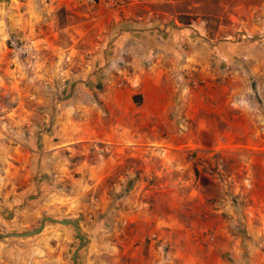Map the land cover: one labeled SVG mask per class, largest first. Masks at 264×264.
Segmentation results:
<instances>
[{
  "label": "rangeland",
  "instance_id": "374dc122",
  "mask_svg": "<svg viewBox=\"0 0 264 264\" xmlns=\"http://www.w3.org/2000/svg\"><path fill=\"white\" fill-rule=\"evenodd\" d=\"M47 2L33 38L0 45L1 231L77 191L96 208L67 218L87 238L77 264H264V30L243 28L264 24V0ZM163 32L172 62L154 66ZM38 38L52 49H32ZM165 69L162 97L120 92ZM46 216L66 218L41 212L35 226ZM33 238L0 240V264H40Z\"/></svg>",
  "mask_w": 264,
  "mask_h": 264
},
{
  "label": "crops",
  "instance_id": "0c3cea01",
  "mask_svg": "<svg viewBox=\"0 0 264 264\" xmlns=\"http://www.w3.org/2000/svg\"><path fill=\"white\" fill-rule=\"evenodd\" d=\"M45 2L46 0H25L23 6L21 5L20 7L18 6V4H20L18 0H0V45L2 44L5 45L6 41L9 39L17 40L19 39V37L33 38L36 34V30L38 26L40 27L41 23H45L46 21H48L50 15L55 10L51 4ZM40 4H43L44 6H40ZM248 22H250V20H248ZM248 22L247 25L243 27L247 31L253 30L252 32L257 33L258 31L264 30V24H261L262 25L261 26L260 24L253 23L254 27L252 29L251 27H249L250 24ZM163 27H164L163 24H159V28L162 29ZM164 29L166 30L167 28L164 27ZM193 34L195 35L196 32L195 33L193 32ZM164 35H165L164 32L154 35V36H158L160 40H162V41H158V45H159L158 47L154 46L155 47L154 50L156 52L155 56L157 55V61L154 64V66H157V63H161L164 61L172 62L171 56L168 54L166 55L163 51L166 45L165 41L163 40V39L166 40V37ZM49 40H50L49 38L46 39L38 38V40L35 41L32 40L31 42L32 49H34V47L36 46V48L40 49V51L42 52L51 50L52 45L49 44ZM201 40H202L201 36L196 34L195 38L192 36V38L190 39V43H188V47H189L188 59L194 61V63L197 64L204 63L208 59L210 53L207 47L203 45L204 43ZM136 43H138V41ZM141 44H145V43L141 42ZM167 44L170 50L171 48L175 49V47L177 46L173 42H168ZM257 44H264V41L261 42L259 41ZM250 48L251 47H249V50ZM214 51L217 52L215 48ZM253 56H255L256 58V55L253 54H251V56L249 57H253ZM16 59L17 57H13L10 59V61H16ZM261 60L264 61V59ZM163 68L164 67H162L161 70ZM254 69L255 68L251 69L250 73H252ZM8 70L11 71L14 69L10 68ZM169 72L172 73L171 69L169 70ZM164 73H167V69H165V71L159 72L155 76L152 75L150 76V74H148L147 77L137 76L138 77L137 81L134 78L132 79V77H128L127 80L130 84L123 87L124 89L121 90L120 92L125 93L127 91H130L131 93H136L137 95L141 96V98L144 101L154 92L156 94L155 96L162 97L163 93L160 92L162 91V89L160 88H163L165 86V84L163 83ZM260 74L264 75V72ZM167 76L170 75L167 74ZM0 79L2 80V78ZM105 81H107V79ZM110 88L111 89L109 90V92L110 91L115 92L116 90L115 87L110 86ZM151 89H153L154 91L150 92ZM68 138L70 140L69 141L67 140V142H63L61 147L63 148L68 147L69 149H72L71 147L72 144L80 141L78 138H75V135H73V133ZM42 142L44 143V146L47 149L49 150L52 149V146L49 143L48 139L42 140ZM81 196L82 195L77 191L73 195L61 193L60 191L50 192L46 195L44 202L41 205H39L38 208L39 213L43 212V213L51 214L52 211L56 213L62 212L66 214L65 216L66 219L76 217L81 214L83 215L88 214L89 211H93V213L95 214L96 208H94V210H89L87 204L84 201L81 202L79 200V198L81 199ZM99 207H102V205L100 204ZM23 210H24L23 212L27 211V206L25 207V209L23 207ZM39 213L37 212L30 213L32 218L28 216V218L21 223L22 227H24L25 229L18 228V229H12V231L19 232L23 230L26 231L33 230L39 225L38 224L37 226H35V219H33L34 217H37ZM51 218L57 219V217H51ZM50 225L52 226H47V224H45L43 231L39 234V236L33 238L35 240H32L31 242V244L35 245L34 247L39 249L42 254V257L39 261L40 264H70L68 262V256H71V258H73L74 252L71 251L72 248L71 245L72 244L75 245L76 243L75 242L76 233L74 232L73 228L70 226L58 227L56 226L57 224H52V223H50ZM11 239H22V238H11ZM90 247H92V244L90 245ZM179 257H180V264H190L189 260L185 258L184 254L180 253ZM78 258L79 261L80 256ZM95 261H96L95 258L89 257L85 259L86 264H95Z\"/></svg>",
  "mask_w": 264,
  "mask_h": 264
},
{
  "label": "water",
  "instance_id": "95a60500",
  "mask_svg": "<svg viewBox=\"0 0 264 264\" xmlns=\"http://www.w3.org/2000/svg\"><path fill=\"white\" fill-rule=\"evenodd\" d=\"M46 222L52 223V224L63 225V226H70L73 228L76 235L83 239V243L77 246V248L75 249L73 253L72 262L73 264H77V253L80 249H82L85 246V244L87 243V238L82 235V233L80 232L79 226L73 220H70V219H66V218L54 219V218L46 216L40 220L39 225L36 228H34L33 230L25 231V232L5 233L1 231L0 229V240L9 239V238H28V237L37 236L43 231Z\"/></svg>",
  "mask_w": 264,
  "mask_h": 264
},
{
  "label": "trees",
  "instance_id": "16d2710c",
  "mask_svg": "<svg viewBox=\"0 0 264 264\" xmlns=\"http://www.w3.org/2000/svg\"><path fill=\"white\" fill-rule=\"evenodd\" d=\"M92 2H97V0H90ZM136 99V100H135ZM134 103L138 104L137 97H134Z\"/></svg>",
  "mask_w": 264,
  "mask_h": 264
}]
</instances>
